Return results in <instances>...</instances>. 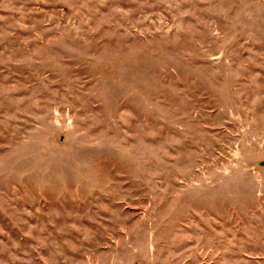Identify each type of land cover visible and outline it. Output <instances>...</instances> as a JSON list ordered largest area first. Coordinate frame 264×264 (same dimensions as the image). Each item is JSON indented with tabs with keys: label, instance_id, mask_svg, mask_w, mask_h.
<instances>
[{
	"label": "rangeland",
	"instance_id": "374dc122",
	"mask_svg": "<svg viewBox=\"0 0 264 264\" xmlns=\"http://www.w3.org/2000/svg\"><path fill=\"white\" fill-rule=\"evenodd\" d=\"M0 264H264V0H0Z\"/></svg>",
	"mask_w": 264,
	"mask_h": 264
}]
</instances>
